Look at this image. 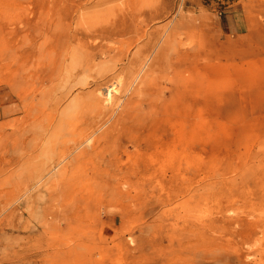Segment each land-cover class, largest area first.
I'll use <instances>...</instances> for the list:
<instances>
[{
    "label": "rangeland",
    "instance_id": "1",
    "mask_svg": "<svg viewBox=\"0 0 264 264\" xmlns=\"http://www.w3.org/2000/svg\"><path fill=\"white\" fill-rule=\"evenodd\" d=\"M0 264H264V0H0Z\"/></svg>",
    "mask_w": 264,
    "mask_h": 264
},
{
    "label": "bare ground",
    "instance_id": "2",
    "mask_svg": "<svg viewBox=\"0 0 264 264\" xmlns=\"http://www.w3.org/2000/svg\"><path fill=\"white\" fill-rule=\"evenodd\" d=\"M93 56V55H92ZM91 56V57H92ZM86 61L84 63H82V67L84 66V68L90 66L92 67V63L89 59H85ZM113 85H107V86H104L102 87V90L105 92V94L107 95V101L110 102V100H112V93H113ZM65 90V89H64ZM118 91V89H117ZM63 93V92H62ZM64 97V95L61 96V99ZM91 103H92V106L94 108H97V107H101L100 105V101L97 99V97L95 95H93L92 99H91Z\"/></svg>",
    "mask_w": 264,
    "mask_h": 264
}]
</instances>
